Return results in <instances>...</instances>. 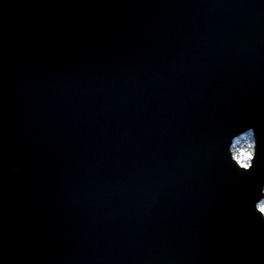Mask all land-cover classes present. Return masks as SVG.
Here are the masks:
<instances>
[{"label": "water", "instance_id": "1", "mask_svg": "<svg viewBox=\"0 0 264 264\" xmlns=\"http://www.w3.org/2000/svg\"><path fill=\"white\" fill-rule=\"evenodd\" d=\"M263 201L264 0H0V264H264Z\"/></svg>", "mask_w": 264, "mask_h": 264}, {"label": "rangeland", "instance_id": "2", "mask_svg": "<svg viewBox=\"0 0 264 264\" xmlns=\"http://www.w3.org/2000/svg\"><path fill=\"white\" fill-rule=\"evenodd\" d=\"M253 142L250 136L243 137L236 141L231 153L232 160L241 169H248L253 159ZM258 211L264 214V201L259 205ZM264 216V215H263Z\"/></svg>", "mask_w": 264, "mask_h": 264}, {"label": "clouds", "instance_id": "3", "mask_svg": "<svg viewBox=\"0 0 264 264\" xmlns=\"http://www.w3.org/2000/svg\"><path fill=\"white\" fill-rule=\"evenodd\" d=\"M255 146H254V144H253V148H254ZM250 166V165H249Z\"/></svg>", "mask_w": 264, "mask_h": 264}, {"label": "trees", "instance_id": "4", "mask_svg": "<svg viewBox=\"0 0 264 264\" xmlns=\"http://www.w3.org/2000/svg\"><path fill=\"white\" fill-rule=\"evenodd\" d=\"M234 145H235V144H234ZM234 145H233V146H234ZM263 215H264V214H263Z\"/></svg>", "mask_w": 264, "mask_h": 264}, {"label": "built area", "instance_id": "5", "mask_svg": "<svg viewBox=\"0 0 264 264\" xmlns=\"http://www.w3.org/2000/svg\"><path fill=\"white\" fill-rule=\"evenodd\" d=\"M233 155V154H232Z\"/></svg>", "mask_w": 264, "mask_h": 264}]
</instances>
